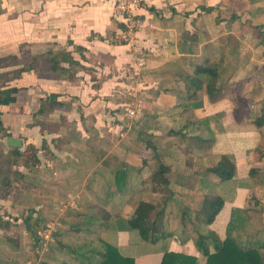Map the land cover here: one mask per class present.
I'll return each instance as SVG.
<instances>
[{
  "label": "crops",
  "instance_id": "0c3cea01",
  "mask_svg": "<svg viewBox=\"0 0 264 264\" xmlns=\"http://www.w3.org/2000/svg\"><path fill=\"white\" fill-rule=\"evenodd\" d=\"M116 1L0 0V58L14 56L19 67L23 54L63 50L78 63L71 81L38 67L22 73L11 83L18 89L14 102L0 110L2 153L8 157L14 149L6 144L12 138L21 142L15 150L35 157L33 166L9 162L21 178L9 209L12 200L0 199V218L9 224L0 230V264H74L73 255L39 250L35 231L47 222L58 224L55 232L64 242L102 240L133 264H159L164 252L203 264L189 231H181V210L197 211L203 198L213 196L222 206L198 231L222 242L231 212L246 210L244 226L233 234L262 258L264 126L252 121L264 109V0H140L141 28L119 45L111 41L122 29L113 14ZM205 62L218 67L222 97L210 102L203 87L193 100L201 106L185 108V76ZM135 78L138 84H132ZM133 85L142 91L138 123L120 114L114 101ZM49 94L54 103L39 114ZM181 135L205 141L184 153L177 144ZM140 143L144 157L136 158ZM227 155L235 175L223 182L208 170ZM157 163L166 167L171 192L163 208L165 238L120 230L118 221L127 220L138 201L157 202L147 183ZM120 164L128 166L121 190L118 173L114 179ZM251 217L260 226L253 239L242 241L238 236L251 229Z\"/></svg>",
  "mask_w": 264,
  "mask_h": 264
},
{
  "label": "trees",
  "instance_id": "16d2710c",
  "mask_svg": "<svg viewBox=\"0 0 264 264\" xmlns=\"http://www.w3.org/2000/svg\"><path fill=\"white\" fill-rule=\"evenodd\" d=\"M76 52L79 47L74 48ZM26 55V54H25ZM10 60H15L14 56H8ZM46 59V60H45ZM40 60V63L36 62ZM25 61V62H24ZM18 61L21 65L16 67L17 63L0 60V110H5L11 103L14 102V95L18 89L11 86V83L19 78L22 73L40 68L43 72L53 74L54 79L71 81L74 78V68L78 67V63L74 61L68 52L63 50H48L39 56H26V60ZM65 64L66 67L62 66ZM218 67L208 65L196 66L190 75L185 76L184 86V102H187L185 108L195 109L201 106L200 102L194 103L195 94L204 87V92L210 102L217 101L222 97V87L219 85ZM53 94H49L44 100H41L39 105V114H44L54 100ZM54 103V102H53ZM256 128L264 126V109H260L258 114L252 121ZM1 127V122H0ZM185 143L184 152L190 153L195 147L205 140L197 136L184 137L180 136ZM11 157L10 163L16 164L18 159H23V165L33 166L34 156L32 153L24 155L15 149L9 153ZM28 158V159H27ZM166 167L157 163L155 170L150 174L147 183L151 185L153 193L157 194L158 200L156 203H148L138 201L131 216L127 220H119L118 227L120 230H135L142 238L164 237L162 232L163 208L164 204L170 199L171 192L168 190V182L164 177ZM220 181H228L235 175L234 161L231 156H221L216 165L208 170ZM116 173L119 179V188L122 189L123 180L127 177V168L122 167ZM252 174V170L249 171ZM10 176L13 179H10ZM123 178L121 179V177ZM0 199L5 198L11 188V183L21 178L17 172H8L7 170L0 172ZM2 187L4 190L2 191ZM252 199V198H251ZM223 200L218 196L205 197L200 203L197 211L181 210V231H189L193 245L196 251L203 257V264H264L258 250L255 247L241 245L234 236L233 232L244 226L245 211H232L231 218L226 227L225 238L219 242L213 234H202L198 231V227L209 225L215 215L222 206ZM242 215V217H240ZM185 217V218H184ZM8 223L0 218V230L6 229ZM102 228H105L103 226ZM100 229V228H99ZM187 238V236H186ZM181 242V241H179ZM97 246L80 245L74 248L62 247L67 254L74 256V264H133L131 258L123 257L113 245H110L102 240L96 241ZM72 261V260H70ZM196 260L179 253L164 252L159 264H195ZM60 264H68L61 262ZM70 264V263H69Z\"/></svg>",
  "mask_w": 264,
  "mask_h": 264
},
{
  "label": "rangeland",
  "instance_id": "374dc122",
  "mask_svg": "<svg viewBox=\"0 0 264 264\" xmlns=\"http://www.w3.org/2000/svg\"><path fill=\"white\" fill-rule=\"evenodd\" d=\"M26 56H27V54L25 55V54H23V56H19V57H17V61H21V60H26ZM14 59H15V57H14ZM0 60H5V61H7V62H16L15 60H10L9 59V57L8 56H3L2 58H0ZM46 60V59H45ZM25 62V61H24ZM37 64H39L40 63V60H38L37 62H36ZM39 70H40V68H38ZM41 71H44L43 69H41ZM132 81V84L134 83V84H138L137 82H136V78L133 80H131ZM134 86V88H133V90H131V89H129V88H125V89H123V91H120V94H118V97H117V99L115 100L114 99V101L115 102H118V104H119V108H121V109H119L120 110V114H123V113H126V115H127V111H132L133 112V115L132 116H130V117H128V118H130V120L132 121V123H138V122H140V119L142 118V116L140 115V114H142V105H139L140 103L139 102H141V98H142V95H141V93L140 92H142L141 91V89H136L135 88V85H133ZM126 109V110H125ZM125 115V116H126ZM128 116V115H127ZM113 117V116H112ZM124 118V117H123ZM140 118V119H139ZM129 122L128 120H126V119H122V124H128L127 122ZM126 122V123H125ZM140 136H142L143 135V132L142 131H140ZM121 135V134H120ZM119 134H118V137L120 136ZM139 136V137H140ZM140 139H142V137L140 138ZM139 139V140H140ZM114 141L116 142V140L114 139ZM141 141V140H140ZM142 143H143V141H141ZM104 143H105V140H104ZM142 143H140V146H136V147H134L135 149H134V153L137 155V157L136 158H143L144 157V151H143V148H144V146L142 145ZM2 144V143H1ZM110 144V145H109ZM121 144V143H120ZM177 144H178V147H180L181 146V148H186V146H185V143L181 140V138L180 137H178L177 138ZM109 145V146H108ZM108 145L106 146L107 148L106 149H110L111 148V143H108ZM1 146V145H0ZM121 146H123V145H121ZM183 149H182V151H183ZM181 150V149H180ZM185 150V149H184ZM185 153V152H184ZM150 158H153V156L152 155H150ZM28 159V158H27ZM10 160H11V157L9 158V156L8 157H6V155H4L3 153H2V148L0 147V172H2V174L4 173V171L5 170H8V172L10 173L11 171V166H10V164H9V162H10ZM120 167H126L127 169H128V166H127V164H120ZM123 178V176L121 177V179ZM10 179H13V177L12 176H10ZM218 179V178H217ZM0 181H1V178H0ZM220 181V180H219ZM15 182H18V181H15ZM15 182H13V183H11V188H10V190H9V193H8V195L6 196V197H9L12 201L11 202H9V204L7 205V208L9 209L12 205L11 204H13L14 202H15V198H16V196H15V194H16V191H15V189H16V187H15V185H14V183ZM223 182H226V181H223ZM17 184V183H16ZM4 190V188L2 187V191ZM6 197L5 198H3L4 200H6ZM8 216H10V215H8ZM253 216V215H252ZM256 218L257 217H251V219L253 220V222H251V229L248 231V233H244V234H241V235H239L238 236V239H239V237H240V240H242V241H244L245 239H247V238H252V234L254 233V231H256L257 230V227L258 226H260V221H256L255 222V220H256ZM48 223V222H47ZM47 223H45V224H47ZM44 224V225H45ZM44 225H41V224H39V226H38V228L36 229V231H35V235H34V238H38L39 237V239H40V251L41 252H44L43 253V255H45V253L48 251V249H55V251H57L58 253H59V251L60 252H64V253H66L64 250H62L61 248L62 247H66V246H70L71 248H74V247H76V246H80V245H91V246H97L98 244L97 243H95V241H90V243L89 242H85L84 240V242H82V240L81 239H84V236H80V238L78 239V241L77 242H67V241H63L62 239H60V236H58L57 235V233L56 232H54L53 233V235H52V238L50 239V241H44L42 238H41V235H42V230H43V228H44ZM60 228V227H59ZM15 230H17L18 231V229H16V228H14L13 229V234H14V231ZM38 231V233L36 234V232ZM15 234H16V232H15ZM167 237H169V236H167ZM165 238V237H164ZM65 239H70V236H68V237H65ZM253 239V238H252ZM62 240V241H61ZM32 241V240H31ZM33 242H34V240H33ZM45 242L46 243H48L47 245L45 244ZM66 243V244H65ZM45 245H46V247H45ZM49 246H51L50 248H49ZM46 248V249H45ZM44 249H45V251H44ZM55 251H52V252H55ZM263 255V262H264V253L262 254ZM67 257H69V256H67V255H65V258H67ZM70 260H72V259H70ZM70 260H68V259H66V261L67 262H69ZM70 263H72V261H70Z\"/></svg>",
  "mask_w": 264,
  "mask_h": 264
},
{
  "label": "built area",
  "instance_id": "2783aa9c",
  "mask_svg": "<svg viewBox=\"0 0 264 264\" xmlns=\"http://www.w3.org/2000/svg\"><path fill=\"white\" fill-rule=\"evenodd\" d=\"M140 7V0H117L113 7V14L120 16L122 29L115 32L111 41L115 44H127L132 41L135 33L141 28V22L137 19L136 10ZM127 117L133 115L132 111H127ZM58 224L50 222L44 225L41 238L50 241ZM46 243V242H45Z\"/></svg>",
  "mask_w": 264,
  "mask_h": 264
},
{
  "label": "water",
  "instance_id": "95a60500",
  "mask_svg": "<svg viewBox=\"0 0 264 264\" xmlns=\"http://www.w3.org/2000/svg\"><path fill=\"white\" fill-rule=\"evenodd\" d=\"M6 144L14 149H19L21 147V142L19 140L16 139H12V138H8L6 140Z\"/></svg>",
  "mask_w": 264,
  "mask_h": 264
}]
</instances>
